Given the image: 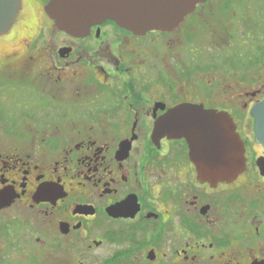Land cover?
Wrapping results in <instances>:
<instances>
[{"label":"flooded vegetation","instance_id":"flooded-vegetation-1","mask_svg":"<svg viewBox=\"0 0 264 264\" xmlns=\"http://www.w3.org/2000/svg\"><path fill=\"white\" fill-rule=\"evenodd\" d=\"M216 1L170 31L106 20L75 37L50 0H21L0 36V261L29 249L45 264H264L252 115L264 74H250L264 62V0ZM243 16L252 42L239 53ZM185 104L232 116L245 143L237 178L199 180L187 141L156 135Z\"/></svg>","mask_w":264,"mask_h":264},{"label":"water","instance_id":"water-1","mask_svg":"<svg viewBox=\"0 0 264 264\" xmlns=\"http://www.w3.org/2000/svg\"><path fill=\"white\" fill-rule=\"evenodd\" d=\"M207 0H50L45 10L60 29L75 37L89 34L106 20L136 35L170 31ZM21 0H0V36L9 32ZM256 140L264 146V99L252 109ZM156 135L185 139L199 180L216 184L232 181L245 169V143L227 112L194 105L171 110L156 126Z\"/></svg>","mask_w":264,"mask_h":264},{"label":"rangeland","instance_id":"rangeland-1","mask_svg":"<svg viewBox=\"0 0 264 264\" xmlns=\"http://www.w3.org/2000/svg\"><path fill=\"white\" fill-rule=\"evenodd\" d=\"M239 1H240V3L235 4V7L236 6L237 7L243 6L247 2L246 0H239ZM251 1L253 2V5H254L253 8L254 9L261 4V0H251ZM216 2H217L216 0H212L211 4L215 5ZM223 3H224V1H223ZM240 10H242V9H240ZM243 19H244V16L239 19L237 30H236L237 39H238V42H237L238 44L237 43L236 44H237V49H238L239 53L240 52L243 53V51L247 48L246 43L248 40H250V39H247V37L251 34L250 30L247 29V27L243 25V21H242ZM256 28H257L256 26L253 27V29H256ZM250 42H252V40H250ZM206 45L210 46V43L206 42ZM253 49H254V51L252 53H256L257 49L255 47ZM209 50L211 51V53L216 52L215 49H211V47L209 48ZM253 65H254V68H252V72L250 74L254 75L256 77H258L259 75L262 76L264 74V62L263 61H255V63L253 62ZM241 77L242 76L238 73L237 76H233L232 78L230 77L229 80L232 82L237 81V80L239 81L241 79ZM14 254H15L14 260H13V262H10V264H20V263H18L19 260L24 261L23 264H45L44 255H42L40 253L34 254L29 249H27V251L23 252L22 254L19 253L18 251L17 252L15 251ZM7 261L5 260L6 263L3 261H0V264H7ZM46 263H48V262H46ZM8 264H9V262H8Z\"/></svg>","mask_w":264,"mask_h":264}]
</instances>
